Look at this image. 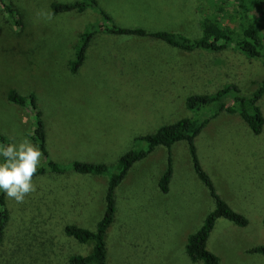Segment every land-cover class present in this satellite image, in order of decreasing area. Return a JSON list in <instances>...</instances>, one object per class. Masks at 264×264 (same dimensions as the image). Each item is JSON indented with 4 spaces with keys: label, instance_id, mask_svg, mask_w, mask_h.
Returning a JSON list of instances; mask_svg holds the SVG:
<instances>
[{
    "label": "rangeland",
    "instance_id": "1",
    "mask_svg": "<svg viewBox=\"0 0 264 264\" xmlns=\"http://www.w3.org/2000/svg\"><path fill=\"white\" fill-rule=\"evenodd\" d=\"M76 0H0V143L33 139L36 114L27 101L7 99L9 89L35 95L47 133L48 158L68 170L32 178L34 190L21 203L5 197L8 220L0 244V264H68L88 254L64 232L67 224L95 230L105 209L109 173L118 158L144 144L135 139L182 118L210 116L215 107L189 110L191 94H214L235 84L251 96L264 79V0H243L250 23L261 36V57L236 46L219 52L183 51L150 37L97 33L86 59L73 73L79 34L104 22L94 9L54 13V2ZM122 26L170 30L190 38L202 35L205 15L240 31L242 13L235 0H98ZM5 4L19 17L16 25ZM226 104L233 96L225 98ZM264 116V94L257 102ZM188 143L157 146L135 162L115 190V216L106 235L108 264H202L186 253L190 233L214 209V199L194 169ZM197 155L216 191L248 219L246 226L218 218L207 248L221 264H264V125L255 134L239 113L221 112L196 137ZM172 159L169 190L159 179ZM47 157L41 155L40 165ZM101 162L103 175L72 171L74 161ZM39 165V166H40Z\"/></svg>",
    "mask_w": 264,
    "mask_h": 264
},
{
    "label": "trees",
    "instance_id": "2",
    "mask_svg": "<svg viewBox=\"0 0 264 264\" xmlns=\"http://www.w3.org/2000/svg\"><path fill=\"white\" fill-rule=\"evenodd\" d=\"M240 3L242 13L240 15V31H236L230 25L225 24L218 17L205 15L201 21L202 35L198 38H190L179 32L170 30H148L142 26L127 27L114 21L113 16L104 10L98 0H76L70 3L54 2L51 4L54 13L77 11L84 12L87 8L95 9L105 20L90 24L79 34V43L75 49V57L69 63L71 72L76 73L84 64L91 40L97 33L126 35L136 37H150L165 42L169 46L183 51L192 52L196 49H203L219 52L230 45L236 46L248 57H261V36L258 30L250 23L251 14L243 0H235ZM12 15L16 25H20L19 17L14 16V8L9 4L4 5ZM258 88L251 96L240 95V90L235 84H229L217 90L214 94H191L185 99V106L189 110L200 111L208 107H215L210 116L202 118H182L176 122L164 124L156 132L145 135H138L137 142L144 144L139 149H130L123 153L114 165V170L109 173V166L101 162H87L74 160L69 164L72 171L80 174L105 175L109 173L105 193V209L101 219L97 222L95 230H90L76 224H67L64 232L81 243H92V249L88 254H74L68 258V264H108V253L106 246V235L115 216V190L126 177L131 166L144 159L157 146H171L184 140L188 144L189 153L194 169L199 179L208 188L210 196L214 199V209L206 216L204 223L195 232L190 233L186 240V253L192 262L202 261V264H221L218 255L207 248V241L218 218H224L236 225L246 226L248 219L242 213L236 211L216 191L214 183L209 174L203 169L195 144L196 137L208 125L210 120L225 111L228 113H239L249 128L259 134L264 125V116L257 105V102L264 94V79L258 84ZM232 95L233 102L226 104L225 98ZM7 99L15 104L25 106L30 102L32 110L36 114L33 139L39 147L42 155L47 157L45 164L38 166L33 177L45 175L46 173H64L68 170L59 162L48 158L47 133L42 120V112L38 109L35 95L31 93L28 97L16 89H9ZM172 159L169 155L168 165L159 179V187L163 192L169 190L172 177ZM8 220V210L5 196L0 193V244L3 242L4 229ZM264 224V218H263ZM248 253L264 254V245H258L247 250Z\"/></svg>",
    "mask_w": 264,
    "mask_h": 264
},
{
    "label": "clouds",
    "instance_id": "3",
    "mask_svg": "<svg viewBox=\"0 0 264 264\" xmlns=\"http://www.w3.org/2000/svg\"><path fill=\"white\" fill-rule=\"evenodd\" d=\"M41 151L27 140L0 143V193L6 198L23 202L34 190L32 178L41 162Z\"/></svg>",
    "mask_w": 264,
    "mask_h": 264
},
{
    "label": "crops",
    "instance_id": "4",
    "mask_svg": "<svg viewBox=\"0 0 264 264\" xmlns=\"http://www.w3.org/2000/svg\"><path fill=\"white\" fill-rule=\"evenodd\" d=\"M105 207V206H104ZM216 224V223H215Z\"/></svg>",
    "mask_w": 264,
    "mask_h": 264
}]
</instances>
